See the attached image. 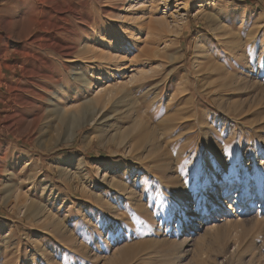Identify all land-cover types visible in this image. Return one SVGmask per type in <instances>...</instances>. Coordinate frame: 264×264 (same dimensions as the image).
Masks as SVG:
<instances>
[{"label": "rangeland", "instance_id": "1", "mask_svg": "<svg viewBox=\"0 0 264 264\" xmlns=\"http://www.w3.org/2000/svg\"><path fill=\"white\" fill-rule=\"evenodd\" d=\"M38 59L103 122H37ZM263 205L264 0H0V264H264Z\"/></svg>", "mask_w": 264, "mask_h": 264}, {"label": "bare ground", "instance_id": "2", "mask_svg": "<svg viewBox=\"0 0 264 264\" xmlns=\"http://www.w3.org/2000/svg\"><path fill=\"white\" fill-rule=\"evenodd\" d=\"M73 14H76V13H73ZM56 46L58 47V48H56L57 52L59 53L60 57L63 58L62 60H67L69 58H73V55L74 54L76 55V53L73 50H71L69 48L66 49V46L65 47L60 46V45H56ZM84 47L86 49L88 48L87 46H84ZM50 51L51 50H49V52ZM87 52H89L88 49H87ZM41 58H39V59H41ZM74 58H75V56H74ZM117 58H118L117 52H115V53L102 52L101 53V61L105 62V65H108L109 67L107 66L108 69H106L107 67L106 68H102V70L100 72H102V71L106 72V74L109 76V78H111L112 77L111 72H113L115 70V69H112V67L114 68V66L112 64H114L116 62ZM39 59H38V63H39L38 67L37 68L35 67L36 68L34 70L35 72L34 73L32 72V74H31L33 76L29 78L30 80H29V82L27 84L25 83L26 87L22 90V96L25 97V98L27 97L26 99L24 98L23 104H24L25 107H23V108H27V109L28 108H31V109L35 108L34 116H35V120L37 122H39L41 120L42 121L44 120V121L49 122V123L56 122L57 124H59L60 127L66 132L64 136L67 138L68 141L72 140L73 138L76 137L77 130H79V129L83 128V127H86V126L94 127V126L100 124V121L102 123L103 119H105L104 113H102V115H100L98 118H96V114L98 113V110L95 108V101L93 99L87 100L85 102L84 106L81 109L79 108L80 110H71V109L65 110V109H63V107L59 104L58 101H59V99L62 98V95H63V93L65 91L64 85L63 84L61 85L59 80H55L56 82L54 83V85H56V87H57L55 91H52V90L50 91V90L44 88L43 85L41 86L40 81L45 80V79L46 80L47 79L50 80V76H52V73H50L51 74L50 76L46 75L45 73L49 72V70L51 69V67L53 68V66H50V63H48L49 64L48 65V64H46L43 61L41 62L42 59L39 62ZM35 61H37V60H35ZM35 61L33 62V64H35ZM59 61H60V59H59ZM76 61L77 60H70L69 62L75 63ZM57 62H58V60H57ZM52 64L53 63L51 62V65ZM34 66H33V68H34ZM96 79H97V81H99L98 77ZM73 80H74V82H79L81 84V86H82L81 88L84 89L85 92H86V89L87 90L91 89V86H92L91 79L88 78L87 73L85 71L84 72L80 71L78 74H76L73 77ZM47 88H48V85H47ZM114 91H115V89H114ZM96 94L98 96H104V98L106 99L105 103L108 104V103H110L112 101V97L114 95V92H113L112 88H104L103 87L102 90H100ZM21 100H23V99H21ZM116 103H117V101H116ZM116 103H115V101H114V103L112 101L110 104H112V106L114 108ZM88 109H91V113L87 115L86 111H88ZM138 119H137L136 123H134L135 129L141 128V126H142L143 117H142V119L141 118H138ZM126 136H127L126 132L122 133V135H121V137H122L121 143H122L123 146H124V143H127L126 142L127 141L126 140ZM87 137L88 136H86L84 138V140H86ZM151 138H153V137L151 136ZM133 146H135V145H132V146L129 145L128 146L129 147V154H132L133 151L135 150ZM186 242H187V240H186ZM186 245H188V243Z\"/></svg>", "mask_w": 264, "mask_h": 264}]
</instances>
